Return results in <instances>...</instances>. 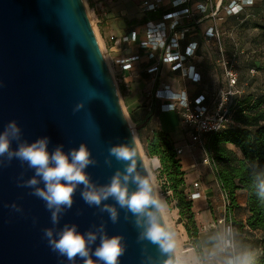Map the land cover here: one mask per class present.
Returning <instances> with one entry per match:
<instances>
[{"label":"water","instance_id":"water-1","mask_svg":"<svg viewBox=\"0 0 264 264\" xmlns=\"http://www.w3.org/2000/svg\"><path fill=\"white\" fill-rule=\"evenodd\" d=\"M82 101L85 108L73 114ZM13 120L29 142L47 136L50 148L63 144L65 151L87 143L99 161L87 169L96 183H107L121 167L104 164L107 149L134 133L85 0H0V131ZM137 151V165L145 166ZM22 173L25 180L33 175L19 161L0 168V264H69L48 247L43 229L53 227L50 213L31 189L17 186ZM81 190L59 227L76 224L86 232L105 223L110 236L128 240L121 264H141L137 231L125 213L113 224L84 203ZM14 203L23 211L12 210Z\"/></svg>","mask_w":264,"mask_h":264},{"label":"clouds","instance_id":"clouds-1","mask_svg":"<svg viewBox=\"0 0 264 264\" xmlns=\"http://www.w3.org/2000/svg\"><path fill=\"white\" fill-rule=\"evenodd\" d=\"M98 97L99 93L90 99ZM84 108L83 101L77 103L73 114ZM136 138L133 134L130 140L107 149L104 164L112 168L115 161L121 167L107 183L101 184L94 182L87 171L99 163L87 143L65 151L63 144L50 148L52 142L47 136L32 142L24 139L23 129L15 120L3 127L0 168L19 161L21 166L32 171L33 175L27 180L22 173L17 186L31 189L29 194L42 200L50 213L53 227L44 228L43 236L51 251L69 264H76L77 259L83 264H121V257L128 251L126 236H110L105 223L86 232L79 231L76 224L65 223L59 227L62 216L74 206L77 190L82 188L79 193L84 203L106 213L113 224L119 223L121 211L125 213V221L132 223L137 231L141 264H259L264 250L247 247L238 253L230 251V227L223 232L210 233L191 245L182 244L180 233L166 219L169 204L161 195L157 176L143 163L137 165L140 158ZM257 174L264 176V172ZM256 187V195L264 200V183ZM109 200L111 204L106 203ZM9 207L16 212L23 211L15 203Z\"/></svg>","mask_w":264,"mask_h":264},{"label":"crops","instance_id":"crops-1","mask_svg":"<svg viewBox=\"0 0 264 264\" xmlns=\"http://www.w3.org/2000/svg\"><path fill=\"white\" fill-rule=\"evenodd\" d=\"M90 12L94 16L100 38L105 47L109 49L108 59L111 65L115 67V74L119 79L120 89L122 90V97L124 95L125 102L132 114L133 119L138 125H146L142 129V133L152 134L155 130L165 131L161 123L158 122V114L160 111V101H155L152 108L156 109V113L151 110V104L147 99V93L162 86V83H170L174 90L181 91L186 89L190 94L201 91L205 93H213L216 89L224 83V73L222 68L218 65L219 48L215 41L211 40L210 43L205 42L204 34L206 29L211 25V21L204 19L202 15L193 17L191 19H184L185 25H192L198 19L200 22L197 25V33H188L186 38L181 41L184 47L190 41H198L199 48L197 55L192 59L198 69L203 75L201 84H194L187 82L181 77L179 71H171L169 65H164V73L160 81H154L152 75L146 69L150 66V62L143 58L139 62L137 69L132 71H120L119 67L115 64V59L120 56L132 55L139 52V45L137 43H123L121 46L112 47V42L109 40L111 34L122 37L131 31L138 30L141 35L145 34L144 24H132L130 26L124 25V19L129 16V7L133 10L137 2L131 0H86ZM139 8L144 14H133L134 20H139L147 14L160 13L163 16L167 11L171 10L172 0H163L161 7L156 12H144L140 0ZM152 1V0H151ZM205 0H193V2H203ZM138 6V5H137ZM159 19V18H158ZM122 21L123 27L117 28L116 23ZM224 30V42L228 49L233 48L234 41H238L244 48L243 54L238 62L237 68L240 74V87L243 90L242 99L264 97V0H257L255 5L250 6L240 16H227L222 25ZM118 30H122L119 34ZM252 70L254 72H252ZM121 95V92H120ZM171 136V135H170ZM175 145L178 144L171 136ZM180 146H183L180 145ZM240 155V150L234 145H230ZM183 168L186 171V185L184 187L186 192L194 191V182L201 183V190L205 191L206 197L193 201V211L195 214V221L199 228L197 240H203L210 233L219 231V228L214 226L217 215L213 214L212 210L224 207L225 215H228L227 205L225 199V192L218 180L217 173L212 169L211 172L206 171L204 168L199 169V163L196 161L195 156H190L186 151L182 159ZM248 194L246 190L238 191V207H234L229 212V218L246 224L249 216L247 207ZM171 203L175 204L177 210V201L170 196ZM213 206V209L211 207ZM221 205V206H220ZM178 215L180 211L178 210ZM182 227V234L184 236L186 245H191L196 241L193 233L189 232L185 226V221H180ZM259 232V234H258ZM250 233L257 234L259 238L263 239L264 233L262 231H255L248 227L244 229H237V241L242 250L246 243L256 249H261L260 246H255ZM263 236V237H262ZM249 238L250 240H248ZM192 249L189 248V251Z\"/></svg>","mask_w":264,"mask_h":264},{"label":"built area","instance_id":"built-area-1","mask_svg":"<svg viewBox=\"0 0 264 264\" xmlns=\"http://www.w3.org/2000/svg\"><path fill=\"white\" fill-rule=\"evenodd\" d=\"M163 0H144L142 9L144 12H156L161 7ZM257 0H205L195 3L193 0H172L171 10L167 11L161 18L150 20L145 23V34L141 35L138 30L119 37L111 34L109 40L112 47L121 46L123 43H137L139 52L135 54L120 56L115 59V64L120 71H132L137 69L139 62L146 58L150 66L146 71L152 75V79L160 81L164 73V65H169L171 71H179L181 77L187 82L201 84L203 75L198 67L192 63L199 48L198 41H190L184 47L181 41L188 33H197L198 19L192 25H185L184 19H191L202 15L204 19L211 21V25L206 29L204 38L206 43L215 41L219 48L218 65L224 73V83L213 93L195 92L190 94L186 89L176 91L170 83H162V86L147 93V99L151 104L160 101L161 112H177L181 118V125L186 130L188 141L184 146H176L178 156L183 159L186 151L190 156H194L195 147L205 150V162L209 163L217 173V169L212 160V152L208 147L209 136L213 133L223 131L235 124L234 112L237 98L241 97L243 90L240 87V74L237 68L240 57L245 54L244 48L238 41H234L233 48L228 49L224 42L223 23L227 16H240L248 7L255 5ZM104 52V51H103ZM109 62V49L104 53ZM109 68L113 77L119 81L115 74V67L109 63ZM252 72H254L252 70ZM117 84V82H116ZM118 86V85H117ZM158 167L161 163L158 157ZM167 187L168 181L164 178ZM195 190L187 192L191 200L206 197L202 191L199 181L193 184ZM167 196L172 195V191L166 188ZM226 205L229 204L228 196L225 194ZM221 224L226 228H231L229 235L231 241L230 251L238 253L236 240V228L231 220L227 218L218 219L214 226Z\"/></svg>","mask_w":264,"mask_h":264},{"label":"trees","instance_id":"trees-1","mask_svg":"<svg viewBox=\"0 0 264 264\" xmlns=\"http://www.w3.org/2000/svg\"><path fill=\"white\" fill-rule=\"evenodd\" d=\"M160 13L147 14L136 24H144L150 20L161 18ZM235 124L223 131L213 133L209 136L208 147L212 152V160L217 169V177L225 194L228 196L229 204L227 212L238 207V191H247V207L249 216L246 224L232 221L235 228L246 227L262 231L264 233V200L257 195L256 185L264 183V176L258 172H264V97L237 98L234 112ZM146 125H139V131ZM145 139V146L150 155L159 158L161 171L168 181L166 188L172 191L177 201L181 219L185 221L187 230L198 238L199 228L195 221L193 201L188 198L184 187L186 185V171L183 168L182 159L178 156L176 145L170 134L163 130H155ZM236 146L241 154L231 148ZM261 242V250H264V238ZM238 245V243H237ZM239 252V248H238ZM259 264H264V256H261Z\"/></svg>","mask_w":264,"mask_h":264},{"label":"rangeland","instance_id":"rangeland-1","mask_svg":"<svg viewBox=\"0 0 264 264\" xmlns=\"http://www.w3.org/2000/svg\"><path fill=\"white\" fill-rule=\"evenodd\" d=\"M131 1L135 3V0H131ZM85 2L87 4V8H88L89 13L91 15V19L93 21L96 33L98 35L101 47H102V49H103V51L105 53L106 52V47H105L104 43L102 42V38H100L101 35L98 32L94 16L91 14L90 7H89V5H88L86 0H85ZM136 2H137L138 6L135 5V8L133 10L129 7V11L128 12H129L130 15L127 16L124 19V25H126V26H130V25H132V24H134L136 22L133 19V14L134 13L137 12V14H144L141 11V9L139 8L141 1L140 0H136ZM116 26H117V28L123 27V22L120 21V22L116 23ZM118 33L121 34L122 30H118ZM262 41L264 42V39ZM109 63H110V61H109ZM116 82H117V85H119V81L116 80ZM118 88H119V92H121L120 96H121V101H122V105H123V108H124L125 116H126L128 122H129V124L131 125L133 133L137 137L136 138V143H137V146H138V149H139V153H140V155L142 157V160H143V162L145 164V167H146V169L148 171L152 172L154 175L157 176L161 195L168 201L169 210L166 213V219L168 220V222L170 224H172L178 230V232L180 233V236L182 238V244L187 246L186 245L187 241L185 239H183L184 236L182 234V227L180 225L181 217L178 215L179 214L178 213L179 209L177 210L175 204L171 203L172 201L170 200V196H167V194H164L165 190H166V186L164 184L165 176H164L163 172L161 171V169H156V167L154 166L153 160H154V158H156V156L150 155L148 153L147 149H146L145 139H146V137H148L147 133L141 134V131H139L138 125L136 124L135 120L133 119L132 114L129 112V108H128L126 102H125L124 95L122 97V90L120 89V86ZM157 120H158V122L161 123V126L165 130V132H167L168 134H170L174 138V140L176 141L178 146H180L182 144H183V146L186 145V143L188 141V136L186 135V130L183 129V127L181 125V118H180V116H179V114L177 112H174V111H171V112H159ZM234 149H236V148H234ZM237 150H239V149H237ZM193 153H194V156L196 158V161L199 163V166H198L199 169L200 168H204L206 171L211 172L212 171L211 165L209 163L205 162V158H206L205 150L201 149L199 147H195ZM211 209H213V206L211 207ZM212 211H213L214 215H217V217H215L214 220L215 219L218 220V219H222V218H229V217H227L225 215L224 207L217 208V206L215 205V210H212ZM231 220L235 221L233 219H231ZM218 228H219V231H221V232L224 231V226L222 224ZM250 234H251L252 238H254L253 240L256 242L255 246L259 247L260 243L263 242V240L261 238H259L260 236H257V234H254V233H250ZM258 234H259V232H258ZM247 239L250 240L249 238H247ZM236 240H237V228H236ZM237 243H238V241H237ZM250 244H251V241H250V243H246L244 249L247 248V247H251ZM238 248H239V252L242 251V248H241L240 245H238Z\"/></svg>","mask_w":264,"mask_h":264},{"label":"bare ground","instance_id":"bare-ground-1","mask_svg":"<svg viewBox=\"0 0 264 264\" xmlns=\"http://www.w3.org/2000/svg\"><path fill=\"white\" fill-rule=\"evenodd\" d=\"M107 63H108V65H109V62H107ZM112 74H113V73H112ZM153 163H154V166H155V167H158V160H157L156 158H154Z\"/></svg>","mask_w":264,"mask_h":264}]
</instances>
